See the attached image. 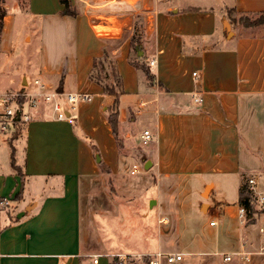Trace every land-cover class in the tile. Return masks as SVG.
<instances>
[{"label": "crops", "instance_id": "obj_1", "mask_svg": "<svg viewBox=\"0 0 264 264\" xmlns=\"http://www.w3.org/2000/svg\"><path fill=\"white\" fill-rule=\"evenodd\" d=\"M71 1L77 15L63 14L60 0H29V13L31 20L40 17L51 39L57 38L54 29L61 23L73 24L77 40L88 31L85 36L94 44L87 65L80 64L82 69L75 58L68 74L50 83L54 89L75 91L84 78L92 88L88 92L99 99L80 105L76 120L57 119L49 104H27L28 119L16 136L14 130L10 135L16 164L12 154L8 161L0 158V264H113L116 257L108 254L159 249L190 256L178 264H264V252L259 251L264 212H255L243 224L239 219L240 187L250 174L264 176V28L240 29L230 21L238 12L264 11V0ZM111 4H125L129 10L120 16L98 11ZM5 5L2 53L12 46L3 43L5 36L16 37L10 0ZM229 8L236 11L230 13ZM139 15L146 22L137 52L142 50L144 56L133 60L132 42L123 37ZM112 16L123 24L121 35H112L100 23L101 17ZM225 19L232 32L225 29ZM31 25L29 18L23 23L27 42L34 36ZM3 45L9 49L1 51ZM12 60L0 74L4 81L18 64ZM121 60L126 72L119 66ZM137 69L146 75L142 86L126 74ZM102 71L106 77L95 74ZM31 72L28 64L20 80L10 79L4 92L20 86L30 92ZM67 75L77 77V83L68 84ZM114 108L119 111L121 146L109 122ZM139 121L143 130L136 127ZM145 129L153 137L148 144L141 141ZM143 153L152 157L153 165L132 173ZM105 167L120 196L109 191ZM209 186V208L201 214L212 212V231L201 237L203 227L197 224L193 236L184 238L190 228L189 190L204 197ZM235 188L237 196L230 197L229 190ZM139 197L147 199L149 207L141 212L140 225L153 220L152 214H167L170 226L159 223L155 233L142 231L140 237L123 242L109 231L106 241L102 228L120 214L119 199ZM5 200L8 203L1 204ZM132 216L125 220L128 231ZM236 251L245 253L233 254ZM223 253L232 258L225 260Z\"/></svg>", "mask_w": 264, "mask_h": 264}, {"label": "rangeland", "instance_id": "obj_2", "mask_svg": "<svg viewBox=\"0 0 264 264\" xmlns=\"http://www.w3.org/2000/svg\"><path fill=\"white\" fill-rule=\"evenodd\" d=\"M9 0H4L2 4H0L1 7H5L6 9V2ZM174 1H180V0H174ZM184 2H187L188 0H183ZM202 2V1H200ZM10 3L12 5V15H14V18L11 22V27L14 28V31H16V37H10L9 40L7 39V36H5L4 39V44L12 46L10 47V51L8 52H0V74L4 69L8 68L9 61L12 60L13 58L16 59V62H18L17 65H15L14 70L12 73L9 74V72L6 74V81H4V77H0V80H2L1 83V89L0 93H3L5 89H7L9 86L10 79L14 80H20L21 74L24 70H26V67L28 64L32 67V72L31 75L28 76L29 78V83L32 89L28 91H33L35 88V83L34 80L36 78H42L45 82L48 83V88L45 90H52L54 87L51 85L50 81L58 76H62L61 74H68L70 66L72 65L74 59L76 58L78 61L77 63L79 66L80 64L83 65V62L86 61L87 65V57H88V51L89 47L91 44H94L93 38L92 37H86L85 35L88 34V31L85 32L86 34L81 37V39H78L75 37V35H72L73 32V24L71 23H61V25H57V28L54 29L57 31V38L56 39H51L47 32H43L42 30V20L40 17H35L31 20V14L30 12V6H29V0H10ZM18 8L22 11H18ZM95 9V8H90V10ZM17 12H16V11ZM129 10V7L125 4H111L110 6L108 5L107 8H99L98 11H101L102 13L105 14H113L116 13L117 16H120L121 14H126ZM16 14V15H15ZM29 18L31 22V26L35 27V30L33 31L34 36L33 40L31 42H27L24 40V35H25V30L23 29V23L26 21V19ZM100 23L104 25L105 29H108L112 35H121L123 33L122 31V23H120L115 16L106 18V17H101ZM106 21V23H104ZM145 19L144 16L139 15L135 17L132 21V28L128 29L126 26L127 30L124 32V37L128 41L132 42V53L130 55V58L133 60H136L138 57L144 56V52L141 50L140 52H137V47L138 49H142V47L138 44V41L141 39L142 32L144 30V25H145ZM97 25V24H96ZM95 25V27H96ZM240 29H242V26H240ZM18 30V31H17ZM12 36V35H11ZM109 36V35H108ZM18 37V40L16 39ZM9 49L8 47L4 49V45L1 48V51ZM31 52V53H30ZM12 57V59H10ZM113 61V60H112ZM2 62L5 63V67L3 66ZM13 62V60H12ZM14 64V63H13ZM119 66L122 70V72H126L124 67L125 66V60H121L119 63ZM82 67V66H81ZM83 69V67H82ZM98 77H104L105 72H95ZM128 76L134 77L136 80V83L139 86H142L144 81H146V75L145 72L142 69H137L134 70L133 73H126ZM118 76V74H117ZM106 77V75H105ZM81 78V77H80ZM67 83L68 84H76L77 83V77L74 75H67ZM84 82L86 80L84 78H81ZM119 79V78H118ZM117 80V79H116ZM84 82L80 83L78 87L76 88V91H91L92 89L90 86H87L84 84ZM26 83V82H25ZM8 84V85H7ZM107 85V83H106ZM53 87V88H52ZM108 88V87H106ZM24 87H18V89H13V90H8L6 92H13L17 93V95L10 101V104L13 107H16L17 109H22L24 115L26 114V109H27V104L29 105V99L27 95L25 94V89ZM57 90H61L59 87H55ZM23 98L24 103L21 104V99ZM97 99H99V95L95 94L92 95V99L90 101H85L81 102L80 105H83V107L90 106L91 103H94ZM99 103V100H98ZM41 104V103H39ZM79 105V106H80ZM26 106V107H25ZM1 109V107H0ZM77 113L79 112V107L77 108ZM15 121V120H14ZM13 121V123H14ZM21 123H19L16 127H14V124L11 123L10 126L3 132H0V158L3 160V162L8 161L10 159V156L12 154V140L10 138V135L13 131V136L17 135L15 132L17 130H20L22 126L24 125V122H26V119H21ZM136 127L139 130H143V124L139 121L136 123ZM20 128V129H19ZM17 133V132H16ZM143 164L140 162V165L138 166L141 171H143V168H141ZM136 170V167H134ZM139 175V173H137ZM114 191L111 190L110 185L108 184L109 191L115 196L117 194L118 196L119 193L117 191L116 185H113ZM193 184H191V190H193ZM195 189V187H194ZM190 191V196L188 197L187 200L190 201L191 208L190 212L187 215L188 217V223H189V229L187 232H185L184 238H190L193 236L192 229L197 226V224H202L203 230H199L198 234L201 237L206 238L212 231V229L209 226V218L212 215V212L210 211L209 213H202L201 214V209L204 212L208 211V204L205 202L207 197H208V192L210 190V186L205 189L204 192V197H201L199 193H192ZM238 189H233L229 190V196L234 197L237 196L238 194ZM186 200V201H187ZM212 201V198L210 199ZM120 201V214L115 217V218H110L107 219L106 222L104 223L103 226V231L102 234L107 241V238L109 237V231L112 232V235L114 232L117 233V239L121 240L122 242L124 240H130L133 239V237H140L142 231L146 234L149 235V233H155L157 231V224L162 223L165 224L166 228L170 226L171 218H168L169 216L167 214L166 217L168 218L167 222H161L160 219L163 215H153L151 218L153 220L150 221H144L142 225H140V219L144 220V218L140 215L141 212H144L146 209H148L147 199L144 198H128L127 200L124 199H119ZM150 203V202H149ZM202 203H204V207H202ZM171 206L172 203L170 202ZM152 208L155 207L154 203L151 205ZM188 208V206H187ZM131 213H134V217L132 219L133 221V228L128 231L129 226H125V220H127L126 217L131 216ZM124 217H122V215ZM141 216V217H140ZM123 218V219H122ZM125 218V219H124ZM122 219V220H121ZM154 222V225L152 224ZM208 223V224H207ZM116 224V225H115ZM145 227V228H144ZM148 228V229H147ZM197 228V227H196ZM212 254V253H209ZM211 257H216V258H221V255H215L212 254L210 255ZM207 256V257H210ZM189 258V255H184L183 258ZM179 262V261H178ZM178 262H175L173 264H178Z\"/></svg>", "mask_w": 264, "mask_h": 264}, {"label": "built area", "instance_id": "obj_3", "mask_svg": "<svg viewBox=\"0 0 264 264\" xmlns=\"http://www.w3.org/2000/svg\"><path fill=\"white\" fill-rule=\"evenodd\" d=\"M194 76H197V72L194 71ZM35 88L31 92H25L29 99V105L35 106L39 103H45L51 105L55 117L60 120H76L77 119V108L81 102L90 101L92 94L86 91H62L57 89L45 90L48 88V83L42 78H36L34 80ZM17 93L4 92L0 93V132L5 131L11 123L14 121L17 108L10 104V101L14 99ZM196 101H200L196 98ZM21 109V108H20ZM22 111V109H21ZM22 118L28 119L27 114L24 115L22 111ZM14 124V123H13ZM153 140L152 133L149 129H145L141 135V141L143 144H148ZM140 169L136 168L132 170V173L139 172ZM248 191L251 194V199L255 207L264 212V176L261 174H250L246 177L245 181ZM8 203L7 200L1 201V204ZM248 216L247 209L244 205L239 207V219L243 224L246 222ZM161 222H167L168 218L162 216ZM216 220L210 222L214 225ZM263 241L260 245L259 251L264 252V226L259 228ZM243 251H236L233 254L242 255ZM117 257L119 264H165L175 263L183 259L184 253L172 252L165 250H155L147 252H122L108 254ZM225 260L232 258L231 253H223ZM99 256L96 255L94 258L95 262H98Z\"/></svg>", "mask_w": 264, "mask_h": 264}, {"label": "trees", "instance_id": "obj_4", "mask_svg": "<svg viewBox=\"0 0 264 264\" xmlns=\"http://www.w3.org/2000/svg\"><path fill=\"white\" fill-rule=\"evenodd\" d=\"M4 0H0V4L3 3ZM61 3L64 4V9L62 10L63 14H69V15H77L78 14V9L77 7L72 3L71 0H60ZM190 9H198L197 7H191ZM230 13L235 12L236 10L233 8H229L228 9ZM6 14V9L5 7H1L0 6V31L1 28L3 26V18L4 15ZM230 21L232 22V24L234 25V27H238V26H242V27H263L264 28V11H257V12H238L236 16H230ZM135 64H137L136 62H134ZM138 65V64H137ZM143 68L146 71V73L148 74L149 78L151 80L154 79L152 73L150 72V68L146 65L143 64ZM24 103L23 98L21 99V104L22 105ZM21 121H14V125H18ZM109 122L111 124L112 127V131L118 141V144L121 146L123 145V140L120 137V133H119V111L114 108L112 110V112L109 115ZM12 162L15 165V158H14V151L12 153ZM101 164L103 165V162H101ZM104 167V166H103ZM104 171L106 173H108V184L110 185V188L112 191H114V181L113 178L111 176V170L108 167L104 168ZM239 204L240 205H244L247 209L248 212V216H247V222L251 220V216L255 213V212H259V210L255 207V205L252 202L251 199V194L248 191L247 185L246 183H243L242 186L240 187V192H239ZM113 264H119V260L116 257V259L114 260Z\"/></svg>", "mask_w": 264, "mask_h": 264}, {"label": "water", "instance_id": "obj_5", "mask_svg": "<svg viewBox=\"0 0 264 264\" xmlns=\"http://www.w3.org/2000/svg\"><path fill=\"white\" fill-rule=\"evenodd\" d=\"M224 26H225V29L229 32H232V27H231V24L228 20L225 19L224 21ZM22 119V111L21 109H17L16 111V115L14 117V120L15 121H20ZM98 159L100 160L99 158V155H97ZM141 161L144 165V168L146 170L150 169V167L153 165V160H152V157L148 156L146 153H143L142 156H141ZM205 205V204H204ZM204 207V206H203ZM22 215V213L20 214Z\"/></svg>", "mask_w": 264, "mask_h": 264}]
</instances>
